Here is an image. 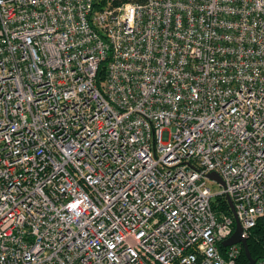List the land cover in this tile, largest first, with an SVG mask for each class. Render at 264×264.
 Masks as SVG:
<instances>
[{
  "label": "built area",
  "instance_id": "2783aa9c",
  "mask_svg": "<svg viewBox=\"0 0 264 264\" xmlns=\"http://www.w3.org/2000/svg\"><path fill=\"white\" fill-rule=\"evenodd\" d=\"M95 1L0 0V264H238L235 218L247 240L264 217V0Z\"/></svg>",
  "mask_w": 264,
  "mask_h": 264
},
{
  "label": "trees",
  "instance_id": "16d2710c",
  "mask_svg": "<svg viewBox=\"0 0 264 264\" xmlns=\"http://www.w3.org/2000/svg\"><path fill=\"white\" fill-rule=\"evenodd\" d=\"M127 2L144 3L145 0H96L94 4V10H102L107 4L111 8H116ZM104 67H100V75L104 74ZM213 209L223 212L227 215L230 214V208L223 197H217L212 201ZM247 248L251 257L255 260L264 259V217L259 218L254 228L251 229L250 234L246 240ZM246 257L242 250L241 256L238 260V264H247Z\"/></svg>",
  "mask_w": 264,
  "mask_h": 264
},
{
  "label": "water",
  "instance_id": "95a60500",
  "mask_svg": "<svg viewBox=\"0 0 264 264\" xmlns=\"http://www.w3.org/2000/svg\"><path fill=\"white\" fill-rule=\"evenodd\" d=\"M207 178L209 180H212V181H215L217 182L218 184H222V181L220 179V177L214 173V172H211L207 175ZM226 200H227V203L229 205V208H230V211L231 213L234 215V218H235V214H234V207H233V204L231 202V200L226 197ZM240 227H239V223L237 222L236 218H235V232L232 234V236L226 240L225 242H223V246H230V245H234V244H241L242 246V249H243V252H244V255L246 257V260H247V264H254L255 263V259H253L248 251V248H247V242L246 240H243L241 237H240Z\"/></svg>",
  "mask_w": 264,
  "mask_h": 264
},
{
  "label": "rangeland",
  "instance_id": "374dc122",
  "mask_svg": "<svg viewBox=\"0 0 264 264\" xmlns=\"http://www.w3.org/2000/svg\"><path fill=\"white\" fill-rule=\"evenodd\" d=\"M208 187L211 189L212 192H217L219 191L220 189V186L218 184H212V183H209L208 184Z\"/></svg>",
  "mask_w": 264,
  "mask_h": 264
}]
</instances>
